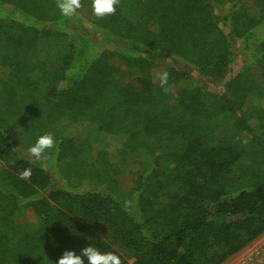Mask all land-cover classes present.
<instances>
[{
  "label": "trees",
  "instance_id": "16d2710c",
  "mask_svg": "<svg viewBox=\"0 0 264 264\" xmlns=\"http://www.w3.org/2000/svg\"><path fill=\"white\" fill-rule=\"evenodd\" d=\"M116 8L0 0V264H223L264 234V0Z\"/></svg>",
  "mask_w": 264,
  "mask_h": 264
},
{
  "label": "clouds",
  "instance_id": "9594fccd",
  "mask_svg": "<svg viewBox=\"0 0 264 264\" xmlns=\"http://www.w3.org/2000/svg\"><path fill=\"white\" fill-rule=\"evenodd\" d=\"M120 0H91L93 14L97 18L114 15L117 11L116 6ZM56 6L61 12V15L70 18L77 13V10L82 7V0H56ZM168 73L163 72L159 76V85L165 91H170L167 86ZM56 145L55 137L51 133H45L29 147L28 155L33 160L30 163L40 161L46 150L54 148ZM32 175L31 168L24 169L20 172L21 179H30ZM84 257H87L88 264H122L121 258L114 252H102L99 248L93 245L86 246L82 249L81 254H76L74 250H65L58 260V264H85Z\"/></svg>",
  "mask_w": 264,
  "mask_h": 264
},
{
  "label": "built area",
  "instance_id": "2783aa9c",
  "mask_svg": "<svg viewBox=\"0 0 264 264\" xmlns=\"http://www.w3.org/2000/svg\"><path fill=\"white\" fill-rule=\"evenodd\" d=\"M230 264H264V243L260 247L245 253Z\"/></svg>",
  "mask_w": 264,
  "mask_h": 264
},
{
  "label": "rangeland",
  "instance_id": "374dc122",
  "mask_svg": "<svg viewBox=\"0 0 264 264\" xmlns=\"http://www.w3.org/2000/svg\"><path fill=\"white\" fill-rule=\"evenodd\" d=\"M245 59V54L244 53H242L241 55H240V58H239V60H244ZM205 84L207 85V87H211V88H220V86H218V85H214V84H211V83H209V82H205ZM38 222H40L41 223V218H40V216H39V218H38ZM264 243V234L263 235H261L258 239H256L254 242H252L247 248H245L244 249V251L242 250V252L240 253V254H238V256H233V257H231L230 259H228L226 262H224L223 264H230V263H232L234 260H236V259H238V258H240L241 256H243L245 253H248L249 251H252V250H254V249H256V248H258V247H260L261 246V244H263Z\"/></svg>",
  "mask_w": 264,
  "mask_h": 264
},
{
  "label": "crops",
  "instance_id": "0c3cea01",
  "mask_svg": "<svg viewBox=\"0 0 264 264\" xmlns=\"http://www.w3.org/2000/svg\"><path fill=\"white\" fill-rule=\"evenodd\" d=\"M247 247H248V246H247ZM247 247H246V248H247ZM243 251H244V249H243ZM241 252H242V251H241ZM241 252H240V253H241ZM240 253H237V254H235V255H233V256H234V257H235V256H238V254H240ZM233 256H232V257H233ZM229 259H230V258H229Z\"/></svg>",
  "mask_w": 264,
  "mask_h": 264
}]
</instances>
